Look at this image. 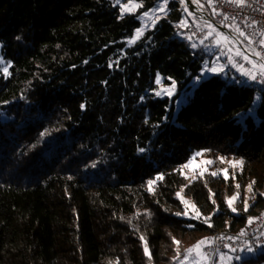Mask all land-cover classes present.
<instances>
[{"label":"trees","instance_id":"trees-1","mask_svg":"<svg viewBox=\"0 0 264 264\" xmlns=\"http://www.w3.org/2000/svg\"><path fill=\"white\" fill-rule=\"evenodd\" d=\"M137 1L122 14L113 0H0V264H181L264 208V86L230 64L188 93L216 34L186 36L182 1L168 0L128 43L161 0ZM157 73L171 96L154 95ZM196 151L242 159L237 180L255 181L247 211L229 208L221 174L187 182L180 167ZM234 256L264 264V251Z\"/></svg>","mask_w":264,"mask_h":264},{"label":"rangeland","instance_id":"rangeland-1","mask_svg":"<svg viewBox=\"0 0 264 264\" xmlns=\"http://www.w3.org/2000/svg\"><path fill=\"white\" fill-rule=\"evenodd\" d=\"M181 1H182L183 8H185V7L188 8L185 0H181ZM191 1L193 3H195L197 6H199L200 8L204 9L200 0H191ZM113 2L120 7V11H121V8L123 5L129 4V0H119V2H118V0H113ZM133 3L138 4V5L140 4V2L137 0H133ZM161 4H163V0L158 2V4L155 6V8L153 10L149 11V16H147V17L143 16L144 12H142L141 14L138 15V18L142 24L140 28L143 29V32L147 28H152L154 26V24L158 20V19H156L157 17L160 18L162 15L165 14L166 9L164 11L159 10V6ZM138 8L139 7H137L134 12H126V11L122 12L121 11V13L122 14H124V13H135ZM190 16L192 19H197L203 25V39H205V37L208 35L209 32L215 33L216 37L213 41H211L210 45H207L205 47V50L207 51L209 56H207L206 59L203 61V67H202V70L200 72V75L197 76L192 81L191 89L189 90L188 93L191 92L192 88L197 83H199L203 79L208 78L209 76H211L213 74H221L224 76L227 75V72L225 70H227V69L231 70L230 65L225 64V62L227 60L226 58L230 55L229 52L231 53L230 57L231 56L236 57L235 53H234L235 48L233 47V44H236V42L230 41L231 39L229 38V36L220 32L216 27L210 25L202 17L196 15L195 13L191 12V14L188 16V20H189ZM154 20H155V23H153ZM209 26H211V27H209ZM218 33H222L223 36L228 37L227 41H225L223 39V37L219 36ZM135 35H136V32H135L134 36ZM217 40L220 41L219 44H217ZM131 41H132V39L128 40V43H131ZM223 48L226 49L227 53L221 52V50ZM248 59L251 60L253 62V64H255L254 58H253V60L251 58H248ZM212 68H217V69L223 68V71H217V72L209 71V69H212ZM256 70H257L256 74H258L260 71L259 68H256ZM158 80H159V82H157ZM155 82L157 84V88L154 90L155 96H158V97L171 96L175 92L174 82L172 81L169 84L165 83L164 82V76L162 74L157 73V75L155 77ZM184 96H185V94H182V96L179 98V100L177 102L179 107L181 104H183L185 102ZM255 102H257V100ZM208 161H210L211 163H206ZM232 161H242V159L241 158H235L233 156H218L216 159H212L208 156H205L201 151H196L191 155L190 159L180 167V171L186 177L187 182H190L192 179L196 178V176H198L199 174H201L205 171H210L212 173L221 174L222 176L225 177L224 170H227V179H229L231 182V190L229 191L228 189H226L224 197L228 203V200L233 195H235L236 193H239V197L234 202L233 206L237 208V212H242V211H245L244 210L245 209V202H247V204L249 205V203L252 201L253 194H252V190L251 191L248 190V185L250 183H244L243 184L242 182L237 180L236 173L240 171L241 166L238 165L236 167H233L232 163H230ZM236 185H240V187L237 188ZM182 198H183V200L188 201L189 205L194 204L193 201L189 197L182 196ZM185 211H186V205L184 204V210L182 213H184ZM187 211H188L187 216H189V217L195 216V212L190 206L187 207ZM204 246H202V250H203ZM221 253L225 254L223 259H221ZM255 254H256V252L246 251V252L242 253L241 255H235L234 256L229 251L220 252L218 255L217 264H232L233 256H234V259L237 262H239L242 258L248 257V256H254ZM237 257H239V259H237ZM198 260H199V257H197L196 253H191V254H188L187 259L184 258L183 264H197ZM200 264H208V260L206 262L200 261Z\"/></svg>","mask_w":264,"mask_h":264},{"label":"built area","instance_id":"built-area-1","mask_svg":"<svg viewBox=\"0 0 264 264\" xmlns=\"http://www.w3.org/2000/svg\"><path fill=\"white\" fill-rule=\"evenodd\" d=\"M214 20L224 26H233L236 32L230 41L235 48V56L248 57L256 65L264 63V0H210ZM187 15L191 12L184 8ZM183 28L186 36L195 39L203 38V25L191 16ZM211 25V24H210ZM243 33V35H241ZM239 53V55H237ZM260 53V55H257ZM254 85L263 87L264 78L257 74ZM251 224L247 222L240 230L230 231L218 229L211 241L203 247V252L208 254V264H217L220 252L229 251L234 255H241L248 251H264V208L258 212ZM227 245V247L225 246Z\"/></svg>","mask_w":264,"mask_h":264},{"label":"snow or ice","instance_id":"snow-or-ice-1","mask_svg":"<svg viewBox=\"0 0 264 264\" xmlns=\"http://www.w3.org/2000/svg\"><path fill=\"white\" fill-rule=\"evenodd\" d=\"M118 2H119V0H118ZM239 2H243V0H239ZM167 4H168V0H163V4H161L159 6V10L160 11H164L166 9V7H167ZM142 6H143L142 4H139V5L138 4H134L133 3V0H129V4L123 5L122 8H121V11L122 12H125V11L126 12H134L137 7H142ZM143 16H145V17L149 16V11H145L143 13ZM156 19H159V17H157ZM153 23H155V20L153 21ZM180 26L181 27H186L187 25L184 24V23H182ZM209 27H211V26H209ZM142 35H143V29H141V28L136 29V35L132 38V41L131 42L134 43ZM208 35H212V33L209 32ZM218 35L221 36V37H223V39L225 41H227L228 37L223 36L222 33H218ZM241 35H243V33H241ZM18 39H19V37H18ZM219 42L220 41L217 40V44H219ZM262 43H264V41H262ZM193 47H195V45H193ZM237 55H239V53H237ZM257 55H260V53H257ZM246 59H247V57H246ZM239 67L241 69H243V66L242 65L239 66ZM256 68H259V70H260L259 73H258V75L260 77L264 78V63H261L259 65L254 64L253 65V69H256ZM3 71H4L5 75L8 74L6 67L4 68ZM209 71H212V72L223 71V68H219V69L212 68V69H209ZM242 74L244 76H246V77H249L251 80H254V81L257 80V74H254V71L253 70H243ZM157 82H159V80ZM5 103H7V102H5ZM81 107H83V105H81ZM139 151L143 152L144 149H139ZM206 163H211V162L208 161ZM230 163H232L233 167H236L238 165L242 167V165H243V161H232ZM224 172H225V178H227V170H224ZM212 175H217V173H212ZM157 179H163V176H160ZM154 183H155V180H150L148 182V184L150 186V190H152L151 189V185H153ZM254 183H255V181L252 182V184H254ZM252 184H249L248 185V190L249 191L252 190ZM236 187L239 188L240 185H236ZM177 195L179 196L180 193H177ZM238 197H239V193H236L235 195H233L228 200V206H229V208H231L232 212H234V213L237 212V208L234 207L233 205H234V202L238 199ZM181 199H182V202L186 205V211L183 214L184 215H188L187 207L190 206L194 210V212H195L194 218L201 219V213H200L199 209H197L194 204L189 205V202L188 201L183 200V198H181ZM213 203H215V201H213ZM249 206L250 205H248L247 202H245V209L244 210L247 211ZM177 215H180V213H177ZM254 219H256V218L249 217L248 218V223L251 224ZM203 220H204L205 223H208V221L210 220V217H203ZM189 226L192 227V225H189ZM209 226H211V225H209ZM140 238H141V240L144 239L143 236H141ZM174 243H176L177 245H179L180 244V241L174 240ZM207 243H209V241H208L207 238H205L204 240L198 241L197 244L193 245L191 248L186 249L185 250V259L188 258V254L196 253L197 257H199V260L197 261V264H200V261H205L206 262L209 257H208V254L207 253L203 252L202 246L205 245V244H207ZM225 246L227 247V245H225ZM144 251H145V255H147V256H149V258H151V253H150V251L148 249L147 243H145ZM248 251H252V249L249 248ZM224 255L225 254L221 253V259L224 258ZM174 259H175V257H174ZM237 259H239V257H237ZM181 264H183V261H181Z\"/></svg>","mask_w":264,"mask_h":264},{"label":"water","instance_id":"water-1","mask_svg":"<svg viewBox=\"0 0 264 264\" xmlns=\"http://www.w3.org/2000/svg\"><path fill=\"white\" fill-rule=\"evenodd\" d=\"M185 2L187 4V7H188L190 12H193L196 15L202 17L206 22H208L212 26L216 27L220 32H222L223 34H226L227 36H229V38H231V39L235 38V35L233 34V32H231L226 26H224V25L218 23L217 21H215L209 15V13H207L204 9L200 8L199 6H197L191 0H185Z\"/></svg>","mask_w":264,"mask_h":264},{"label":"crops","instance_id":"crops-1","mask_svg":"<svg viewBox=\"0 0 264 264\" xmlns=\"http://www.w3.org/2000/svg\"><path fill=\"white\" fill-rule=\"evenodd\" d=\"M262 41H264V35H263ZM263 45H264V43H263ZM221 52L227 53L225 48H223L221 50ZM229 54L231 55L230 52H229ZM230 55L226 58L227 60H226L225 64H229V65L231 64L232 66L236 67L238 69V72L242 75V77H244L248 81L254 82V80H251L249 77H246V76H244L242 74L243 70H253L254 71V74H256V71L257 70L256 69L255 70L253 69V65H254L253 62L251 60H249L248 58L246 59V57H242L241 56V57L237 58V57H234V56H231L230 57ZM241 65L243 66V69H241L239 67Z\"/></svg>","mask_w":264,"mask_h":264}]
</instances>
